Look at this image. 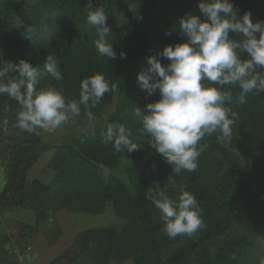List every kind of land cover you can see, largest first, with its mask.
Returning a JSON list of instances; mask_svg holds the SVG:
<instances>
[{
	"label": "trees",
	"instance_id": "1",
	"mask_svg": "<svg viewBox=\"0 0 264 264\" xmlns=\"http://www.w3.org/2000/svg\"><path fill=\"white\" fill-rule=\"evenodd\" d=\"M231 3L238 18L248 12L253 22L264 21V0H231ZM89 4L105 8L106 23L111 32L108 40L117 52L115 59L97 54L94 29L89 33L76 34L78 27L88 26L86 16ZM131 4L136 7L137 19L143 31L153 35L155 46L137 57L129 74L133 84L130 85L127 97L128 108L119 105L108 121L127 123L134 132L130 141L148 145V137L139 131V119L134 115V110L137 107L143 112L147 103L159 99V93L157 91L147 96L137 82V74L147 68L146 60L149 56L156 57L162 65L169 63L159 56L164 46L186 41L187 37L178 28L179 18L191 13L200 16L202 20L206 19L199 12L198 0H39L36 5L25 0H3L0 56L13 62L19 59L30 62L36 68L38 80L45 81L49 80L44 67L46 57L54 56L63 71L64 79L53 81V84L66 98H78L80 81L95 73H103L112 84H116L124 60L119 57V53L126 52V45L131 39L118 32L113 16L117 9ZM166 32L171 34L166 35ZM230 37L235 40L241 38L239 33H230ZM240 55L242 59L247 58L246 52L242 51ZM232 92L233 99L229 106L238 113V117L228 145L249 150L254 157L264 158V92L257 93L254 90L248 93L244 105L237 102L239 89L233 88ZM112 94L113 90L105 94L96 108L107 103ZM18 110L19 106L14 100L0 96V119L9 120V130L6 133L0 132V158L5 161L6 174L0 192V213L30 210L34 216L33 224L19 223L14 228L17 240L38 233L50 214L59 210L97 215L102 214L111 204L113 212L125 220L120 229L113 226L88 228L78 233L70 248L50 264H68L80 257H85L89 264H110L112 260L122 262L126 259H131L133 264H205L194 243L178 245L184 235L170 239L164 232L159 210L145 196L149 190L156 189L146 179L154 172V162L145 157L143 151H135L133 154L134 172L141 174L137 184L134 182L135 195L119 178L102 176L99 165H116L120 158L130 154L126 149L116 153L110 143L103 142L107 125L83 130L74 139L54 146L46 162V167L53 172L51 180L46 184L39 179L28 181V170L38 161L46 145L41 135H29L11 127ZM84 115L82 110L75 121ZM209 137L216 139L219 135ZM201 144L207 142L202 140ZM215 144L216 148L212 144L214 149L211 143L207 144L204 151L207 156L214 152L219 155L229 152L216 141ZM216 162L209 161V168L215 169ZM161 170L167 174L169 167L163 163ZM229 178L225 174L217 180L220 191L224 190L223 184L229 186ZM248 178L250 182L254 178L250 172ZM249 195L250 200L258 196L254 190ZM260 196L264 198V193H260ZM254 214L252 218L247 214L240 215L239 212L238 219L264 232V211H255ZM5 239L9 240L7 237ZM246 243L243 237H233L229 239V251L236 252Z\"/></svg>",
	"mask_w": 264,
	"mask_h": 264
},
{
	"label": "clouds",
	"instance_id": "2",
	"mask_svg": "<svg viewBox=\"0 0 264 264\" xmlns=\"http://www.w3.org/2000/svg\"><path fill=\"white\" fill-rule=\"evenodd\" d=\"M197 7L206 19L191 13L179 18L178 28L187 39L164 46L159 56L169 63L162 65L149 56L147 68L137 74V82L147 96L159 93V99L147 103L143 112L135 107L139 131L174 174L197 170L198 158L207 148V144H201L206 136L218 134L227 144L232 140L238 117L229 106L233 88L239 89L240 105L247 103L248 93L264 92V21L253 22L248 12L238 18L231 0H198ZM88 9L86 23L95 30L97 54L115 59L117 52L108 40L111 32L105 8L89 4ZM230 33H239L241 38L235 40ZM242 51L247 58H241ZM119 57L126 58V53L121 51ZM44 67L49 80L37 87L40 81L30 62H13L0 56V96L19 106L11 127L29 135L53 134L69 122L75 123L83 110L88 126L95 128L92 109L117 85L103 73H95L80 81L78 98H66L53 84L64 79L56 58L48 55ZM8 130L9 120L0 119V132ZM133 133L127 123L113 122L106 126L103 142L110 143L116 153L125 149L131 153L141 148L130 141ZM145 196L159 210L170 239L192 236L204 227L199 203L187 185L178 187L175 198L164 190H149Z\"/></svg>",
	"mask_w": 264,
	"mask_h": 264
},
{
	"label": "rangeland",
	"instance_id": "3",
	"mask_svg": "<svg viewBox=\"0 0 264 264\" xmlns=\"http://www.w3.org/2000/svg\"><path fill=\"white\" fill-rule=\"evenodd\" d=\"M25 1L32 5L39 2V0ZM0 13L1 19L4 15L1 2ZM113 19L118 32L130 37L131 40L126 45V58L123 60L122 72L115 84L117 87L113 89L112 97L93 112L95 115V128L112 123L108 121V118L119 105L128 108L127 97L130 85L133 84L129 74L137 57L155 46L153 35L146 34L143 31L137 19L136 7L133 4L117 9ZM92 31L93 29L89 26H80L76 29V34L80 35ZM39 81L37 87H41L48 82L45 80ZM91 129L94 128L88 126L84 115L75 123L69 122L53 134L41 132L40 135L46 149L41 152L39 158H43L47 151H54V146L74 139L83 130ZM203 140L207 144L211 143L213 149L216 148V141L218 145L229 152L220 155L214 152V154L208 156L203 152L198 158L199 166L196 171H182L180 174L172 173L171 166L149 144L140 145V151H143L145 157L154 162V172L148 175L146 179L155 186V189L164 190L167 195L175 198L178 187L187 185V190L196 197L201 208L204 227L192 236L184 235L178 245L194 243L196 251L201 253L205 264H264V232L253 229L238 219L239 212L240 215L247 214V216L254 218L255 211H264V198L260 196V193L261 195L264 193V158L254 157L249 150H241L230 146L221 141L220 137L212 139L206 136ZM212 144H214V147ZM134 153L135 151L120 158L116 165L109 167L99 165L104 178L109 175L119 178L133 195L136 193L134 182L137 184V181L141 178L140 173L134 172ZM6 158L8 159V156ZM211 160L212 163L219 160L218 163L216 162L215 169L208 166ZM4 162V159L0 158V192L6 181ZM163 163L169 167L167 174L161 170ZM45 168L47 167L45 166ZM45 168L43 165L37 164L35 169L32 168L33 170L31 169V172H28L27 180L38 179L35 176L42 178L43 181L46 180ZM249 172L254 177L252 182L248 178ZM50 173L52 172L50 171ZM225 174L229 175L230 184L229 186L223 184L224 190L220 191L217 180L222 179ZM253 190L256 191L258 196L257 199L250 200L249 192ZM25 211L31 219L29 222L27 217L24 216L25 214L20 215L21 213H16V211L0 213V264H50L62 252L70 248L76 233H81L92 227L113 226L120 229L125 222L124 219L113 212L111 204L102 214L97 215L59 210L50 214L38 233L30 238L25 237L17 240L14 236V228L19 223H34L33 213L30 210ZM6 237L9 238L8 241H6ZM233 237H243L247 241L236 252H230L228 248L229 239ZM70 263L89 264L85 257H80L73 262L69 261L68 264ZM110 264H133V262L131 259L122 262L112 260Z\"/></svg>",
	"mask_w": 264,
	"mask_h": 264
},
{
	"label": "crops",
	"instance_id": "4",
	"mask_svg": "<svg viewBox=\"0 0 264 264\" xmlns=\"http://www.w3.org/2000/svg\"><path fill=\"white\" fill-rule=\"evenodd\" d=\"M1 1H3V0H0V2ZM2 12V11H1ZM1 14V13H0ZM52 153H53V151H47L45 154H44V157L42 158V157H40L39 158V160L35 163V164H33L31 167H30V169L28 170V172H31V169L32 168H34L35 169V166H37V164H40V165H43V167L45 168V166H46V162L48 161V159L51 157V155H52ZM46 169V174H45V176H46V180L44 179V181H43V179L42 178H40V177H37V176H35V178H38L40 181H42L43 183H48L50 180H51V178L53 177V172L51 171V170H49L48 168H45ZM33 170V169H32ZM50 171L52 172V173H50ZM2 186V185H1ZM63 210V209H62ZM25 212V213H24ZM61 212V211H60ZM16 213H21L20 215H22V214H25L24 216H26L27 217V221L29 222L31 219H29V217H28V214L26 213V211L24 210V211H22V210H20V211H16ZM77 234L78 233H76L75 234V238H76V236H77ZM75 238H74V240H75ZM73 240V241H74Z\"/></svg>",
	"mask_w": 264,
	"mask_h": 264
}]
</instances>
